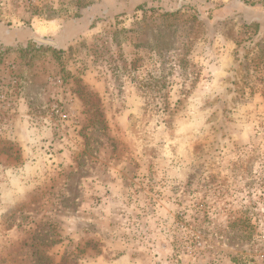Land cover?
Masks as SVG:
<instances>
[{
    "label": "rangeland",
    "instance_id": "374dc122",
    "mask_svg": "<svg viewBox=\"0 0 264 264\" xmlns=\"http://www.w3.org/2000/svg\"><path fill=\"white\" fill-rule=\"evenodd\" d=\"M0 264H264V0H0Z\"/></svg>",
    "mask_w": 264,
    "mask_h": 264
},
{
    "label": "water",
    "instance_id": "95a60500",
    "mask_svg": "<svg viewBox=\"0 0 264 264\" xmlns=\"http://www.w3.org/2000/svg\"><path fill=\"white\" fill-rule=\"evenodd\" d=\"M33 39L42 45H48V46H53V47L57 46V43L51 39L40 38V37H36V36L33 37Z\"/></svg>",
    "mask_w": 264,
    "mask_h": 264
}]
</instances>
